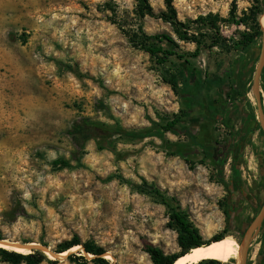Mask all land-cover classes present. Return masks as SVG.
I'll list each match as a JSON object with an SVG mask.
<instances>
[{
    "label": "rangeland",
    "instance_id": "1",
    "mask_svg": "<svg viewBox=\"0 0 264 264\" xmlns=\"http://www.w3.org/2000/svg\"><path fill=\"white\" fill-rule=\"evenodd\" d=\"M234 2L246 22L220 25L226 38L238 39L262 25L264 3L255 18V0H173L182 21L209 13L228 18ZM149 3L156 14L166 10V0ZM25 7L23 23L8 34L20 49L10 53L22 59L24 76L5 75L12 71L0 65V242L33 246L18 251L24 254L43 251L47 258L41 264H77L70 254L85 257L83 264H103L86 252L88 243L104 248L108 264H152L148 245L166 254L181 248L177 230L169 226V208L148 187L186 211L205 242L224 233L230 194L223 183L231 181L233 172L229 159L220 174L212 155L229 130L208 109L220 100L217 82L229 84L230 74L249 61L252 87L262 39L243 58L217 47L189 58L201 88L192 95L164 82L162 68L130 43L126 32L139 26L150 35H175L169 23L138 16L135 0H25ZM179 45L181 53L196 49L191 42ZM261 94L264 106L262 81ZM249 104L257 126L252 89L244 101L247 111ZM177 114L183 118L180 134L166 132L162 138L117 135L78 147L69 134L82 118L142 132ZM240 123L231 122L235 129ZM262 140L258 129L242 152L240 172L247 186L259 180L255 152ZM251 215L249 202L241 199L237 220L226 234L241 242ZM76 237L80 245L56 252L60 243ZM261 239L250 246L247 264H258ZM0 264L12 263L0 255Z\"/></svg>",
    "mask_w": 264,
    "mask_h": 264
},
{
    "label": "trees",
    "instance_id": "2",
    "mask_svg": "<svg viewBox=\"0 0 264 264\" xmlns=\"http://www.w3.org/2000/svg\"><path fill=\"white\" fill-rule=\"evenodd\" d=\"M136 13L140 17L149 15L161 19L163 22L169 23L173 28L175 35L170 33H161L150 35L143 30L141 26L126 32L130 43L146 53H148L159 67L162 68V78L164 82L171 85L176 91L178 89L184 90L186 94L191 93L196 95L200 92V87L194 80V75L189 68V58L199 57L203 48L211 51L214 48L219 50L240 53L243 58L251 47L259 44L262 39L261 25L258 23L257 27L252 31H244L238 39H228L221 32V22H228L234 24L245 23L244 18H239L237 15V5L234 2L230 10L228 18H222L218 14L209 13L205 16H199L197 19H188L182 21L178 17V11L173 4V0H166V10L155 13L151 7L149 0H135ZM256 6L252 13L255 18L260 14V5L263 6V0H255ZM210 40V42H208ZM179 41L191 42L196 44L194 52H180ZM179 61L184 60L183 63L172 61V58ZM253 61H249L233 72L229 76V84H220V100L217 107H211L208 111L212 117L221 121V123L229 130L228 139L221 143H217V153L212 155V159L217 164L220 174L224 166L231 159V169L233 172L232 179L229 183L224 182L228 192L233 193L234 189H240L247 186L241 177L240 164L242 161V152L250 144V139L256 130L260 129L263 136L262 146L255 153L258 158L264 157V132L260 125L256 126L257 115L251 104L250 109L245 110L244 101L247 100V94L250 93L251 80L248 79L249 73L253 70ZM262 89L264 90V69L262 74ZM189 91V92H188ZM199 99V98H198ZM197 99V100H198ZM234 99V103L230 100ZM241 100V102H240ZM235 119H240V126L235 129L231 122ZM183 121L181 115H175L173 119L168 120L163 125H159L156 129L142 132H131L123 129L113 128L99 121L91 120L89 118H82L76 122L69 134L74 144L78 147H83L84 144L91 139H108L114 136H126L131 138H147L156 136L162 138L166 132H173L180 134L177 126ZM191 133V132H190ZM55 164H63L67 166V161L56 160ZM222 180V177H221ZM148 192L154 193L162 198V202L167 205L170 210L169 226L174 227L178 232V243L181 248L180 253L166 254L161 248L148 245L146 251L149 253L152 264H173L176 259L186 254L187 252L208 244L213 241L221 240L226 234V230L231 229L234 224V219L237 218L238 203L234 201L230 195L229 203L224 209L226 215L227 228L224 233L215 235L211 241L205 242L199 228L191 220L190 215L184 211L180 206L171 205L160 193L158 189L148 187ZM230 193V194H231ZM81 240L73 238L72 240H65L57 246V253L66 252L73 247L80 245ZM85 250L88 254L96 257L100 263L108 264L104 259L105 250L103 247L95 243L84 244ZM0 255L6 262L12 264H19L25 261L27 264H41L46 260V255L41 250H35L33 253L24 254L14 250L0 248ZM69 259L77 264H83L87 259L85 257L76 258L73 254L69 255ZM197 264H233V259L229 262H221L214 259H206ZM258 264H264V253L258 255Z\"/></svg>",
    "mask_w": 264,
    "mask_h": 264
},
{
    "label": "crops",
    "instance_id": "3",
    "mask_svg": "<svg viewBox=\"0 0 264 264\" xmlns=\"http://www.w3.org/2000/svg\"><path fill=\"white\" fill-rule=\"evenodd\" d=\"M24 8H26L25 0H0V65L10 67L12 72L7 74L4 71V74H12L17 80L23 77L25 72L22 69L23 63L20 56L10 53L14 49L17 51L20 49L18 45L14 46L15 44L8 38V34L18 28L20 23H23L27 15Z\"/></svg>",
    "mask_w": 264,
    "mask_h": 264
},
{
    "label": "water",
    "instance_id": "4",
    "mask_svg": "<svg viewBox=\"0 0 264 264\" xmlns=\"http://www.w3.org/2000/svg\"><path fill=\"white\" fill-rule=\"evenodd\" d=\"M262 30V43L260 47L258 64L255 69V74L252 83V92L257 102L258 113H259V125L264 132V106L262 103V94H261V79L264 69V20L261 25ZM264 220V204L257 213L256 217L253 219L252 223L247 227L244 233L243 240L239 243V255L235 258V264H247L248 254L252 240L254 239L255 234L260 229ZM1 244V242H0ZM17 247L32 250L33 246L24 245L21 243H16ZM45 249V248H42ZM177 260V259H176ZM175 260V261H176Z\"/></svg>",
    "mask_w": 264,
    "mask_h": 264
},
{
    "label": "bare ground",
    "instance_id": "5",
    "mask_svg": "<svg viewBox=\"0 0 264 264\" xmlns=\"http://www.w3.org/2000/svg\"><path fill=\"white\" fill-rule=\"evenodd\" d=\"M264 20V17H263ZM4 247L15 249L17 252L22 248L17 247L16 243H1ZM239 255V247L237 239L231 234L225 235L221 240L204 244L186 254L180 256L173 264H197L206 259H214L221 262H229L237 258Z\"/></svg>",
    "mask_w": 264,
    "mask_h": 264
},
{
    "label": "flooded vegetation",
    "instance_id": "6",
    "mask_svg": "<svg viewBox=\"0 0 264 264\" xmlns=\"http://www.w3.org/2000/svg\"><path fill=\"white\" fill-rule=\"evenodd\" d=\"M259 161V180L257 182V185H248L240 189H234L233 193H229L232 195V198L234 201H240L241 199L246 200L249 202L250 206L252 207V215L247 218V221L249 222L247 227L252 223L253 219L256 217L257 213L261 209V207L264 204V157L258 158ZM237 220V218L234 219V222ZM247 229V228H246ZM261 236V248L262 251H260L259 254L264 253V220L263 223L258 230V232L255 234L254 239L251 242V245L253 244V241ZM250 245V246H251Z\"/></svg>",
    "mask_w": 264,
    "mask_h": 264
}]
</instances>
